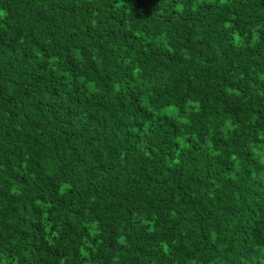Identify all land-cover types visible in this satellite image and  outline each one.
Segmentation results:
<instances>
[{
	"label": "trees",
	"instance_id": "obj_1",
	"mask_svg": "<svg viewBox=\"0 0 264 264\" xmlns=\"http://www.w3.org/2000/svg\"><path fill=\"white\" fill-rule=\"evenodd\" d=\"M0 264H264V0H0Z\"/></svg>",
	"mask_w": 264,
	"mask_h": 264
},
{
	"label": "rangeland",
	"instance_id": "obj_2",
	"mask_svg": "<svg viewBox=\"0 0 264 264\" xmlns=\"http://www.w3.org/2000/svg\"><path fill=\"white\" fill-rule=\"evenodd\" d=\"M165 109H166V111L170 112L172 109H174V107L172 106V107H168V108H165Z\"/></svg>",
	"mask_w": 264,
	"mask_h": 264
}]
</instances>
